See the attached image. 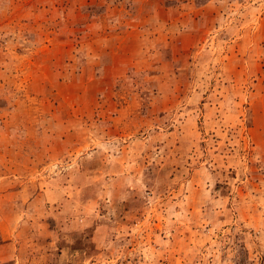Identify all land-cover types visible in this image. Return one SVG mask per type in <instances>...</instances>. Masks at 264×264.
<instances>
[{"label": "rangeland", "instance_id": "rangeland-1", "mask_svg": "<svg viewBox=\"0 0 264 264\" xmlns=\"http://www.w3.org/2000/svg\"><path fill=\"white\" fill-rule=\"evenodd\" d=\"M0 264H264V0H0Z\"/></svg>", "mask_w": 264, "mask_h": 264}]
</instances>
